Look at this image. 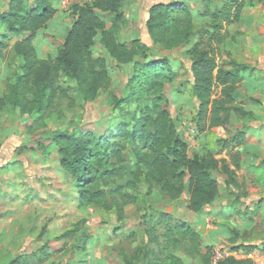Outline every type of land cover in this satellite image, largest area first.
<instances>
[{"label":"rangeland","instance_id":"374dc122","mask_svg":"<svg viewBox=\"0 0 264 264\" xmlns=\"http://www.w3.org/2000/svg\"><path fill=\"white\" fill-rule=\"evenodd\" d=\"M93 1L56 0V16L40 30L33 42L39 58L57 56L66 32L75 20L72 8ZM205 1L127 0L124 3L127 23L119 29L122 41L129 45L133 41H141L150 48L153 59H167L177 74L173 83L161 80L160 87L150 90L138 100L136 97L131 104L117 105L118 101H123L132 92L129 82L134 73L133 65L114 63L100 45H96L94 53L97 57L104 56L107 61L111 86L106 90L87 100L75 99L77 96L73 93L72 100L56 101L51 109L40 113L31 104L34 101L31 94L20 96L17 105H13L10 102L12 97H8L5 102L7 106L0 109V188L17 194L19 192H15L12 187L20 185L23 191L14 202H0V216H3L0 219V264H13V261H17L16 264H123V259L134 261L141 257L144 249L153 250L155 256H163L164 260L179 257L184 264H203L202 257L206 255L207 244L212 243L209 238L220 235L224 239L227 231L231 239L263 242L264 246V220L246 232L236 223L240 221L235 220L234 224L224 218L223 206L227 200L224 187L216 202L202 214L206 219L212 218L210 214L215 208L218 213L220 211L217 220L213 219L209 229L200 226L196 222L198 215L188 209V180L182 186L173 182L174 189L164 191L153 178L151 169L140 163L138 154L123 137L112 138L121 144V150L110 161L112 166L122 171H118L115 176L98 179L91 186L84 185L83 191L93 193L90 201L87 197L80 201L78 191L82 189H71L69 179L57 172L60 161L59 143L55 140L57 133L110 137L123 121L130 120L132 113L141 118V109L153 102L154 107L148 111L153 114L150 117H156L161 109H166L178 134L188 144L190 157L205 154L207 149L218 154V160L229 156L227 150H221L219 141L231 136L221 129L200 132L194 122L198 101L192 94L191 62L185 52L197 41L198 36H193L192 41L179 43L180 36L176 38L175 32L171 30L168 34L173 35L166 34V39L172 40L171 44H155L147 30L154 5L182 2L193 16H197ZM214 1L222 6L224 0ZM256 1L261 2L256 7L246 8L243 11L245 17L254 14L259 7L264 8V0ZM1 3L3 6L0 9L5 10L8 1ZM104 17L108 20L111 16ZM197 22V29L205 25V21ZM254 25L264 29V14L256 17ZM250 27L251 21H247L244 16L241 23L226 27L224 32L228 33V38L221 45L214 43L220 65L238 61L250 65L254 70L255 66L249 61L257 65L261 60L264 61V47L253 50L249 47L250 38L255 33ZM257 35L264 36V30ZM18 39L14 38L13 42ZM6 76L5 61L0 58V98L7 93ZM241 86L242 83L234 97L245 108L248 103L254 102L252 98L242 96L244 91ZM219 95L220 89L215 90L214 98ZM162 96L164 100L159 99ZM255 104L262 106L263 101L258 100ZM248 122L250 120H240L233 115L232 130L238 128L240 123ZM139 123L141 126L144 122ZM193 127L196 129L195 134L192 133ZM60 143L61 146L65 145L64 142ZM138 153L143 155L148 154V151L138 148ZM217 176L223 186L225 177ZM239 182L240 177L237 180L240 188ZM165 214H169L171 219H164L162 215ZM232 230L238 231V234L232 233ZM66 233L67 237L59 241ZM225 241L218 239V243H215L212 261L215 258L214 249L230 250L231 247Z\"/></svg>","mask_w":264,"mask_h":264},{"label":"trees","instance_id":"16d2710c","mask_svg":"<svg viewBox=\"0 0 264 264\" xmlns=\"http://www.w3.org/2000/svg\"><path fill=\"white\" fill-rule=\"evenodd\" d=\"M2 1L5 0H0V7L3 6ZM6 1V9H0V58L5 61L7 93L0 98V109L7 106L5 102L8 97H12L10 102L17 105L20 96L31 94L34 98L31 104L40 113L51 109L56 101L72 100L70 98L73 93L77 96L75 99L87 100L106 90L111 86V79L106 58L95 56L96 45L103 47L114 63L133 65L134 73L129 82L132 92L123 101H118V106L131 104L136 97L138 100L150 90H156L161 86V80L170 83L175 81L177 74L173 72L167 59H153L150 48L139 40L130 45L122 41L119 29L127 23L123 11L127 0H94L91 4L74 6L72 14L75 20L66 32L57 56L47 59L38 57L33 42L40 30L56 16V0ZM259 2L261 1L224 0L220 6L214 0H207L197 16H193L182 2L157 4L151 9L147 22L148 33L155 44H171L172 40L166 39L167 35H173L168 34L171 30L175 32L176 38L180 36L179 43L192 41L193 36H198L197 41L185 52L191 62L192 94L198 101L194 122L200 132L221 129L231 136L229 139H220L219 142L221 150H227L234 170H231L225 159H216L218 154L211 149H207L205 154L190 157L188 144L178 134L167 110L161 109L156 117L148 113L154 107L153 102L141 109V118L132 113L130 120L123 121L110 137L93 138L92 135L70 132L55 135L60 155L57 172L61 177L69 179V187L74 190L82 189L84 185L91 186L98 179L115 176L121 170L110 163L121 150V144L112 139L114 136L116 139L125 138L127 145L138 154L140 163L151 169L153 178L164 191L173 190V182L182 186L188 180V209L194 214L202 215L219 197L222 185L217 175L225 177V186H236V171L241 161L236 149L244 144L246 130H232L231 120L233 115L250 122L258 121V117L240 106L234 95L243 82L245 72L252 70V67L238 61L220 65L214 43L221 45L229 36L224 32L226 27L241 23L243 11L248 7H256ZM104 15L111 17L107 20ZM198 20L205 21V25L197 29ZM14 38L20 39L13 42ZM217 89H220V95L214 98V91ZM159 99L164 100V97ZM251 100L258 103V100ZM142 121L144 123L140 126L139 122ZM60 142L65 145L61 146ZM138 148L147 150L148 154L140 155ZM6 168L8 167H4ZM78 192L80 201H84L86 197L90 201L93 197V193L89 191L82 189ZM162 216L164 219H171L169 214ZM234 232L238 234V231ZM67 235L68 233L63 234L59 241ZM213 248L206 247V255L202 257L203 264H213ZM256 249L255 245L240 244L231 248L230 252L250 255ZM261 250L264 252V246ZM153 254V250L144 249L143 255L136 260L123 259L122 262L184 264L179 257L164 260L163 256ZM16 263L17 261H13V264ZM218 264H250V261L230 256Z\"/></svg>","mask_w":264,"mask_h":264},{"label":"crops","instance_id":"0c3cea01","mask_svg":"<svg viewBox=\"0 0 264 264\" xmlns=\"http://www.w3.org/2000/svg\"><path fill=\"white\" fill-rule=\"evenodd\" d=\"M261 8V9H260ZM256 12L252 15H244V18H247V21H251V30H255L253 36L250 38L249 47L251 50L258 47H264V36L257 35L258 32H262L264 29L259 25H254V21L259 14H264V8L259 7L255 10ZM253 16V17H251ZM264 61L258 63V65L252 61H249V64L255 66L254 70L245 72L242 82V91L243 95H246L255 100L263 101V105L248 103L245 106V110L252 112L258 117V121L248 122L246 124L240 123L238 129L245 128L246 130V140L242 146L236 149V152L240 154V167L236 171L237 180L239 177L241 179V187L236 185L235 187H227L223 185L225 190V197L227 200L223 206L224 218L229 219L230 222L235 224V220L240 221L241 223L236 222L240 226V229L243 228V231L250 232L254 227L260 224L261 220H264ZM262 121H261V120ZM228 164L230 165L231 170H234L230 156H226ZM246 185V187H245ZM2 188V187H1ZM0 188V202L8 204V202L16 201L17 197L23 191L20 185H15L12 189L15 192L11 193L8 191H3ZM242 188V189H241ZM246 188V191H243ZM241 189V190H239ZM239 191H241L239 193ZM213 217L206 219L203 215H198L197 221L200 226L205 229H209L212 225L213 219L217 220V215H220L215 208L211 214ZM201 220L199 221L198 218ZM3 217V216H1ZM211 217V216H210ZM1 219V218H0ZM218 235V234H217ZM212 243H206L207 246L215 247V243H218V239L225 241L229 247L233 248L240 244L255 245L257 249L250 255H247L243 252L232 253V256L237 260H249L250 264H259V261L262 260L264 252L261 250L263 248V242H245L244 240L231 239L230 233L227 231L224 235V239L218 235L215 238H209ZM214 244V245H213ZM230 248V249H231Z\"/></svg>","mask_w":264,"mask_h":264},{"label":"built area","instance_id":"2783aa9c","mask_svg":"<svg viewBox=\"0 0 264 264\" xmlns=\"http://www.w3.org/2000/svg\"><path fill=\"white\" fill-rule=\"evenodd\" d=\"M195 127L192 128V133L195 134ZM214 255H215V258L213 260V264H218L220 261L232 256V253L227 250H223L221 249V251H216V249H214ZM259 264H264V254L262 256V260L259 261Z\"/></svg>","mask_w":264,"mask_h":264}]
</instances>
